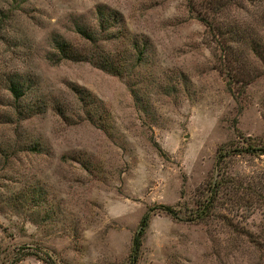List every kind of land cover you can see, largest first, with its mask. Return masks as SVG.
<instances>
[{"label": "rangeland", "instance_id": "1", "mask_svg": "<svg viewBox=\"0 0 264 264\" xmlns=\"http://www.w3.org/2000/svg\"><path fill=\"white\" fill-rule=\"evenodd\" d=\"M98 7L117 13L103 34ZM211 23L249 35L228 42L247 86L228 85ZM77 25L132 64L145 46L143 62L116 76L61 60L56 35L91 48ZM247 138H264V0H0V264H129L147 212L136 264H264V156L237 154ZM221 176L214 215L192 221Z\"/></svg>", "mask_w": 264, "mask_h": 264}, {"label": "trees", "instance_id": "2", "mask_svg": "<svg viewBox=\"0 0 264 264\" xmlns=\"http://www.w3.org/2000/svg\"><path fill=\"white\" fill-rule=\"evenodd\" d=\"M218 9H222L224 5H217ZM116 16L117 13L115 12H106L104 11L103 7H98L97 10V20H98V26L99 32L102 34L104 32H107L111 26L116 24ZM225 24H214L207 26L208 30L212 34H216L221 39V44L224 45V51H221V70L224 72L229 80L228 85L230 86L233 82L241 83L244 86H247L250 81L253 79L248 77L246 79H238L237 75L238 73H242L245 70L244 64L241 63L238 53L234 54L232 51V46L229 40V36H232V38H236L237 34L239 35L238 40H246L247 38H250L249 35L247 36H240L241 34L238 33V30L236 28H231L230 25ZM77 33L85 40V42L89 43L91 45V48H82L81 50L75 49L73 46H71L68 42L61 39L58 35H56L53 39V48L58 52L59 58L61 60H71L75 62H83L86 61L93 66L106 71L108 73H111L116 76H122L125 74V72L136 70L137 66H140V64L143 62V58L146 54V47L145 46H138L135 43H133L136 59L134 60V64L131 63L129 59L121 58L119 55H112L113 57L109 56L108 54L102 53L100 51V46L97 45V36L94 29H88L86 27L77 25L76 27ZM118 32V31H117ZM98 34V33H97ZM253 39V38H252ZM254 40V39H253ZM250 43L253 44L254 47L250 48V50L256 55V57L259 60H263L261 57V54L259 53L255 43L253 41H250ZM104 54V55H102ZM130 75L127 74V77ZM22 85V84H21ZM20 83L17 81V79H11L6 83L5 89L10 93V95L14 99V103L16 104L14 107V111L18 116L21 117V119H26L27 117H30L33 115V111H30L31 108L26 107L27 114L22 113V108L20 106V99L24 96V90L23 85L21 86ZM75 94L79 96V100L85 104L86 106V99L85 93L81 90H75ZM133 97L135 98V102L141 110L144 111V109L140 105V99L138 97V94L133 91ZM88 118L89 120H92L89 113ZM245 145L240 147V150H237V154H252L256 156H264V138H247L246 141H244ZM36 150V149H31ZM232 152V151H231ZM229 150H222L220 149L218 151L217 155V164L222 162L225 158H227L230 154H232ZM231 178L229 177H219V179L214 180L212 182V185L209 187L210 190H208L207 196L199 203L197 211L194 212V217L192 221L196 220H206L210 217H212L215 213V210L217 208L218 203L220 202V195L223 194L224 190L227 188V186L231 183ZM237 184L235 183V186ZM234 186V188H235ZM230 194V193H229ZM254 194V193H252ZM257 195V194H256ZM255 196V195H254ZM260 197V195H258ZM162 212L166 213L168 216H170L173 219L180 220L179 212L180 209H176V207L173 206H164L161 205L159 207H156ZM149 219V213L147 212L141 222V225L139 226L133 240H132V247H131V253H130V260L129 264H136L139 258L140 254V247L142 242V237L145 233V229L147 227ZM50 264V263H47Z\"/></svg>", "mask_w": 264, "mask_h": 264}]
</instances>
